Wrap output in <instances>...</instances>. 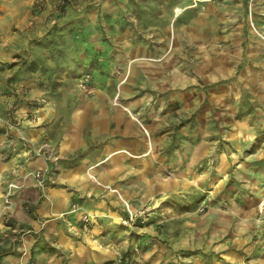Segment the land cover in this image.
<instances>
[{"label":"rangeland","instance_id":"1","mask_svg":"<svg viewBox=\"0 0 264 264\" xmlns=\"http://www.w3.org/2000/svg\"><path fill=\"white\" fill-rule=\"evenodd\" d=\"M97 2L34 0L18 12L30 25L0 26V131L15 125L31 154L57 170L86 163L116 189L122 217L104 238L117 256L88 264H264V0ZM100 116L106 133L93 129ZM67 134L80 140L64 151ZM121 152L131 171L114 182Z\"/></svg>","mask_w":264,"mask_h":264},{"label":"crops","instance_id":"2","mask_svg":"<svg viewBox=\"0 0 264 264\" xmlns=\"http://www.w3.org/2000/svg\"><path fill=\"white\" fill-rule=\"evenodd\" d=\"M73 1L76 2V0ZM96 1H98L95 3L96 5L104 3V8L109 12H117L122 6H125L126 10L134 3H139L138 0ZM33 2L34 0H0V12L2 13L0 26L16 30L17 27L24 28L30 25L21 23L18 12L22 8L29 11ZM141 4L144 8L146 3L141 2ZM109 18H112V15L108 16ZM37 27L38 24L35 23L33 25L34 30ZM1 35L5 36L3 33ZM10 40L16 49V45L20 44V38L13 36L6 41ZM34 48L37 51V46ZM13 51L14 57L18 51ZM35 51L30 53V58L34 56ZM0 58L2 59V68L5 70V62L9 60V57L4 56L1 52ZM20 58L22 59L18 56V59ZM19 66L17 64L9 67V71H11L9 75L17 73ZM93 86L92 90L100 89L99 86H96V82ZM20 113L14 115L19 122L18 125L20 124L19 126L22 128L21 130L37 140L38 136L33 134L34 127H28L31 120L23 119L22 113ZM74 117H76L78 124L76 132H82L79 125L82 123V119H87V114H81V111L78 110ZM127 119H125V122L128 123L126 130L131 131L133 121L130 118ZM94 120L96 122L93 129L102 128L104 133L109 130L108 120L105 117L100 116ZM5 126V129L2 128L0 131V249L3 258L2 264H65L62 257L52 253L48 245L44 244L45 241L49 240L52 246L58 249L74 252L72 264H88L87 261L105 258L113 260L117 251L106 244L107 240L104 238V234L106 229L110 230L112 227H116L111 225V222L122 217L121 213L114 210L115 204L122 200H119L113 189L111 191L104 190L107 184L104 183L102 175H99L97 184L89 176L88 166L83 162L69 167L63 166L57 170L47 157L29 152L24 137L21 136L15 125ZM79 140L67 134L65 143H62V150L69 151L72 144H79ZM124 146L126 145L124 144ZM121 153H124L121 156V161H123L121 164L123 165H121L122 168L119 166L114 170V179H111L114 182L119 177L126 180L129 177L128 172L131 171V167L128 168L126 165V160L129 159V163H131L132 156L125 152ZM46 167L52 169L56 181L42 187L31 172ZM98 168L100 167L95 170L100 172ZM120 172H124L123 176H118ZM11 182H17L18 186L13 188L11 197L8 198L7 192ZM78 197L82 199L84 205L83 209L76 210L72 208V203ZM8 199L11 201L10 203ZM86 212H91L94 215V217L91 216L89 222L83 219ZM127 214L126 212L125 216ZM34 257L35 263L32 261Z\"/></svg>","mask_w":264,"mask_h":264},{"label":"built area","instance_id":"3","mask_svg":"<svg viewBox=\"0 0 264 264\" xmlns=\"http://www.w3.org/2000/svg\"><path fill=\"white\" fill-rule=\"evenodd\" d=\"M38 1H44V0H38ZM87 80H89L88 77H87ZM10 123H11V121L10 120H7V124H10ZM41 150H42V148H40L38 151L40 152ZM34 176L36 177L39 185H41L42 187H45V185L48 184V183H50V182H55L56 181V177L52 173V169L50 167L38 168V169L34 170ZM15 186H16V183L15 182H11L9 184V195L12 193L13 188ZM90 219L91 218H90L89 215L85 217V220L86 221H89Z\"/></svg>","mask_w":264,"mask_h":264},{"label":"bare ground","instance_id":"4","mask_svg":"<svg viewBox=\"0 0 264 264\" xmlns=\"http://www.w3.org/2000/svg\"><path fill=\"white\" fill-rule=\"evenodd\" d=\"M178 11V10H177ZM120 151V150H119ZM138 156V155H137ZM113 190H116V189H113ZM264 202V201H263ZM263 206H264V203H263ZM262 208V207H261Z\"/></svg>","mask_w":264,"mask_h":264}]
</instances>
